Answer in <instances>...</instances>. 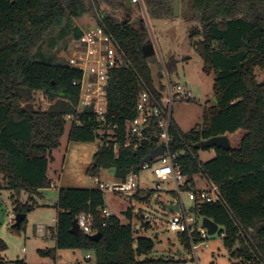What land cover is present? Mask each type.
<instances>
[{"label":"trees","instance_id":"obj_1","mask_svg":"<svg viewBox=\"0 0 264 264\" xmlns=\"http://www.w3.org/2000/svg\"><path fill=\"white\" fill-rule=\"evenodd\" d=\"M129 2L130 12L125 0H0V178L9 189L35 192L51 187L47 177L51 150L59 146L64 117L74 113L79 86L73 83L81 79L61 53L80 40L82 30L104 26L129 62L109 73L106 88V120L117 125L121 140L126 122L135 116L138 94L148 89L160 97L151 78L150 59L142 54V47L151 41L148 28L145 24L139 28L129 19L133 6L140 9ZM141 5L150 29L173 18L172 0H141ZM179 17L189 25L203 72L214 74L215 103L202 127L183 133L171 123L170 152L178 154L186 185L193 187L201 174L218 186L228 209L202 204L194 212L215 222L218 236L225 233L222 246L231 264H264V82L258 83L255 76L256 69L264 70V0H180ZM173 64L171 58L161 64L168 77ZM36 93L45 97L47 109L35 108ZM81 118V126H70L68 140L95 141L94 116L85 112ZM219 136L227 137L230 150L214 149L215 156L201 164L193 145ZM154 148L151 143L116 154L98 150L92 169H113V178L124 181L129 174L139 173L141 160ZM56 208V249L92 251L96 264L156 262L138 261L139 255L154 249V242L134 241L129 224L112 214L103 217V193L97 189H59ZM27 210L31 207L15 208L16 214ZM80 214L91 216L92 231L100 233L98 241L81 231L70 233ZM125 215L130 218V210ZM178 239L189 251L186 236ZM0 264L27 263L0 260Z\"/></svg>","mask_w":264,"mask_h":264},{"label":"rangeland","instance_id":"obj_2","mask_svg":"<svg viewBox=\"0 0 264 264\" xmlns=\"http://www.w3.org/2000/svg\"><path fill=\"white\" fill-rule=\"evenodd\" d=\"M129 19L139 28H143L145 24L150 40L153 36L156 41L159 55L149 58L154 88L158 89L160 85L166 83L161 61L167 62L171 58L174 59V69L168 77L170 82L173 85H183L191 92V98L175 100L172 103L171 122L183 133L202 127L207 112L215 103V77L214 74L206 75L203 72V61L192 46L188 23L180 17L171 18L158 22L154 29H150L148 20L146 21L144 16L141 19V11L136 6H133ZM74 46L75 43L62 51L63 58L67 59L72 55ZM162 71L163 78H161ZM255 76L258 83L264 82V70L256 69ZM33 104L35 108L42 110L49 106V103L40 100L39 93L35 94ZM69 128L70 125L66 123L64 133L59 139V146L51 150L47 171L51 187L35 192L15 191L9 189L5 180L0 178V243L3 246L0 250V260L4 263L23 260L27 264H96L92 251L78 250L72 253L71 250H58L55 245L58 190L96 189L95 177L103 182L114 180L108 170L101 167L92 169L94 156L99 150L98 142H71L68 140ZM196 154L201 164L215 156L213 149H200ZM158 162L153 161V167L159 164ZM138 180L140 183L138 196L126 197L121 194L103 193L104 207L122 224H129L132 227L134 241L137 238H147L154 242V249L150 253L139 255L138 261H156L145 264H183L185 260L193 262L192 253L180 243L178 235L170 232L168 228L172 213L166 209V206L177 202L174 194L171 193L174 189L172 184L162 183V191H155L145 199L147 191H144L143 185L146 184L147 189L150 190L154 187L155 176L152 170H143L139 172ZM206 184L207 179L203 175L199 174L195 177L194 186L197 188ZM182 200L188 210L192 202L187 200L185 194L182 195ZM18 205L30 206L31 210L24 213L25 218L19 228H12L8 217L16 215L15 208ZM128 210L131 213L130 218L125 215ZM143 215L147 216L145 220L142 218ZM143 222L147 223L146 227H141ZM40 226L47 228V234L37 232ZM50 251L52 254H46ZM195 254L197 264H231L232 262L228 259L218 234L209 236L207 247H199ZM86 255L90 257L89 260H84Z\"/></svg>","mask_w":264,"mask_h":264},{"label":"built area","instance_id":"obj_3","mask_svg":"<svg viewBox=\"0 0 264 264\" xmlns=\"http://www.w3.org/2000/svg\"><path fill=\"white\" fill-rule=\"evenodd\" d=\"M131 3L138 4L141 13L143 16L145 15L141 0H131ZM152 41L156 44L153 36ZM67 63L69 67L81 73V79L78 84L77 82L73 83L79 86L78 102L74 107V113L64 117L65 123L70 126H81L83 123L81 115L85 112L90 113L98 124V128L94 131L98 149H109L115 154L120 149L137 150L144 144L154 143L155 148L159 145L163 147V154L154 160L159 161V164L153 167V162H149L140 167V171L152 170L155 176L154 187L148 190L147 185L144 184L143 188L144 191H147V195L149 191H162V183L172 184L174 189L171 193L174 194L177 202L171 205H176L178 212L172 213L168 228L170 232L177 235H185L189 241V251L192 253L193 262L185 260L183 264H197L195 251L199 247H207L209 235L201 225V218L195 215V208L202 204H216L227 209L228 206L218 186L210 181L207 180L206 186L200 188L186 185V178L177 163L178 154H172L169 149L170 142L173 139L169 132L172 123L171 105L175 100L191 98V92L183 85H173L167 73L164 72L166 76V83L162 84L164 90L156 89L160 92V97H156L148 89H144L138 94L135 116L126 122L124 138L121 140L117 125L107 123L106 120L108 75L111 71L121 68L122 63L125 64V67L129 65L125 52L116 38L104 26L96 24L82 30V36L75 43L73 53L67 58ZM39 98L41 101L47 102L41 93H39ZM91 106L92 109H90ZM138 175L139 173H131L124 181L114 179L105 182L95 177L94 183L96 189L102 193L108 192L134 197L140 191ZM183 194L186 195L188 201L192 202V206L188 210L182 200ZM101 213L105 218L110 216L105 207L101 210ZM14 217L13 214L8 219L12 224L14 223ZM142 218L145 220L147 216L143 215ZM75 219L79 231L88 235L94 234L91 229L92 218L90 215L80 214ZM146 224H144V227H146ZM141 227H143L142 224ZM37 232L47 234L48 231L46 227L40 226L37 228ZM219 237L224 238L225 233H221ZM89 258V256H86V259Z\"/></svg>","mask_w":264,"mask_h":264},{"label":"water","instance_id":"obj_4","mask_svg":"<svg viewBox=\"0 0 264 264\" xmlns=\"http://www.w3.org/2000/svg\"><path fill=\"white\" fill-rule=\"evenodd\" d=\"M125 8L128 12L131 11V4H130L129 0H125ZM179 11H180V0H172L173 18L179 17ZM127 16L130 17V14H128ZM145 20L147 21L146 16H145ZM142 54H143V57L146 59L151 58V57L155 56L156 54L159 55L155 42L151 40L149 43L144 45L142 47ZM121 67L125 68V64L122 63ZM214 102H215V100H214ZM90 109H92V106L90 107ZM193 148L196 150H200V149L230 150L231 146H230L226 136H219V137H212V138H209L207 140L199 141L198 143L193 145ZM162 154H163V147L161 145H159L156 148H154L148 155H146L141 160L140 167L145 163L153 162L158 156H160ZM113 173H114L113 169L109 171V175H113ZM166 209L171 213L178 212V207L176 205H167ZM192 212H193V209H192ZM24 218H25L24 214H16L14 217V223L12 224L11 227L12 228H19L20 224L24 220ZM201 225L203 228H205V230L207 231V234L209 236L215 235L218 231V225L208 218H205V217L201 218ZM70 233H72L74 235H77L79 233V229H78V226L76 223V219H74L72 222ZM88 238L92 241H98L100 238V233H94V234L88 235Z\"/></svg>","mask_w":264,"mask_h":264},{"label":"crops","instance_id":"obj_5","mask_svg":"<svg viewBox=\"0 0 264 264\" xmlns=\"http://www.w3.org/2000/svg\"><path fill=\"white\" fill-rule=\"evenodd\" d=\"M132 8H133V7H132ZM132 10H133V9H132ZM108 173H109V172H108ZM49 180H50V179H49ZM137 196H138V195H137ZM139 198H141V196H139ZM107 211H108V210H107ZM8 219H9V217H8ZM56 221H57V219L55 220V224H56ZM144 224H145V223L143 222V223H142V226H143V227H144ZM76 251H78V250H71L72 253H74V252H76ZM80 251H81V250H80ZM86 256H88V255H86ZM86 256H84V257H85L84 260H89L90 258H89V259H86Z\"/></svg>","mask_w":264,"mask_h":264}]
</instances>
